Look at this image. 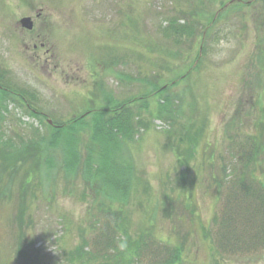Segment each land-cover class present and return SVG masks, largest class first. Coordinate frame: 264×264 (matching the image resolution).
Wrapping results in <instances>:
<instances>
[{
    "label": "rangeland",
    "instance_id": "rangeland-1",
    "mask_svg": "<svg viewBox=\"0 0 264 264\" xmlns=\"http://www.w3.org/2000/svg\"><path fill=\"white\" fill-rule=\"evenodd\" d=\"M191 11L192 36L175 45L162 35L168 16L185 23ZM0 76L39 113L0 94V264H141L116 240L105 249L100 232L116 222L106 211L117 212V240L129 250L148 234L178 249L181 264H264V0H0ZM155 87L147 109L134 105L144 126L114 157L132 182L126 194L80 165L67 175L60 145L40 141L50 123ZM90 133L78 132L80 164L98 149ZM246 134L259 149L243 167L234 141ZM18 149L28 162L49 152L51 165L38 162L25 179V168L11 171ZM243 174L250 195L234 188L228 201L244 238L234 241L217 219L224 189ZM150 255L145 247L141 262L166 264Z\"/></svg>",
    "mask_w": 264,
    "mask_h": 264
},
{
    "label": "trees",
    "instance_id": "trees-1",
    "mask_svg": "<svg viewBox=\"0 0 264 264\" xmlns=\"http://www.w3.org/2000/svg\"><path fill=\"white\" fill-rule=\"evenodd\" d=\"M196 13L197 11H191V13L189 12V15H187L188 21L190 19L196 20ZM167 19V26L163 28L162 35L164 37H170V41L173 40L175 45H179L183 37L187 38L195 33V28L190 24V21L181 23L179 21L180 18L176 15H170L167 17ZM199 53H203V47H201ZM0 84L2 85V83ZM162 89V87H155L154 89H151L153 90V92H142L139 97L124 100L123 102H120L119 104H116L114 106L108 108L91 109L84 114L73 117L66 123H50L52 124V126L50 127L52 131L47 136H45V134L42 135L40 141L43 144H46V148L48 146V149H50L49 145L53 146L57 143L60 145L61 153L63 155V166L67 175L71 174L70 171H74L80 165L84 169L85 178L89 180L96 179L97 182L100 181V183L102 182L106 186L113 187L116 191L126 194L127 191L131 188L132 182L130 181V179L128 180L127 178H125V173L122 174L119 170L116 169V162L114 161V157L115 155H120L119 152L129 143L134 141L135 137L138 135L139 130L144 126V122L140 114L141 110H135L134 105L138 103L141 109H147L149 98L157 95V93L161 92ZM164 90H166V88H164ZM17 91L18 90L10 89L9 86L5 87V85H2L0 88V94L2 95L4 100H6V98L10 95H16L20 98L23 105L29 109V112H34L35 115L39 114L31 106L30 102L27 101V97L24 92H20V94H18L19 91ZM164 99L165 100H163V103H158L157 105L159 112H163V106L167 107L166 104H168V97L164 96ZM87 119H89L90 122H88ZM90 128L91 133L89 134V138L95 144V146L98 147V149L90 145L88 150L86 151L87 156H84V161L82 162V164H80L79 155L81 154L79 153L80 150L76 145L79 137L78 132H83L85 129L89 130ZM236 139L237 140L234 142L236 143V146L238 148V158L240 159L239 163L241 164V166L245 167L246 165L248 166L253 162H256V153L259 149L257 138H255L254 135L246 134ZM63 140L64 144L62 142ZM18 151L19 149L13 154L12 163H15V166H11V171H17L20 169V167L25 168L23 169L25 172V179H28L33 174V168L38 166V162H42L43 160V164L47 163V165H51V159L49 160L50 157H48L49 152L47 155H37L36 157H33L30 162H28V155H22L21 153L18 155ZM94 155H99L98 159ZM95 158L97 159V161L96 163H93ZM27 164L29 165L26 166ZM13 175L11 176L13 177ZM244 177L245 174L238 175L234 180L230 182L229 187L226 185L227 188L226 190L224 189L223 192L225 196H222L223 206H220L221 218L217 219V221L220 222L219 230L222 233L221 235H225L227 239H232L234 241H237L243 237L236 235L235 227L232 224V219L227 214L229 210L228 201L232 199L231 189H233V193L236 195L234 188H238L240 191L244 192V195L246 196L250 195V187L248 185L244 186L245 181H247L249 177ZM259 184L262 187L264 186L261 182H259ZM261 200L264 205V190H262ZM263 210L264 206L260 211L263 212ZM106 212V217H111L115 219L116 222L114 223L115 227L110 228L108 227L107 223L108 228L105 227V233L103 234V230L100 232L101 236L104 238L102 239V241L105 242V249H107V245L108 247L113 246L115 248V242L117 241L116 251L119 249H127L126 253L130 255V260L131 258H136L141 264H153L150 260L148 262H141L144 260L142 252L145 247H147V251L149 250V252L151 253L150 258L154 256V253L157 250V253L159 255L161 254L160 256L162 258H159L161 262H166V264H181L178 249L165 247L164 244H162L164 242H157L158 240L156 239L153 244V237L151 238L148 234L141 235L136 241L133 249L131 248L129 250L124 242L121 246L120 242H118L117 240V234H119V232L125 233V231L119 225V218L116 217L117 212ZM253 223L257 225L255 220H253ZM246 227L248 228V225ZM250 238L252 239L253 237L250 236L249 239ZM251 241L255 240L253 239ZM98 244L99 242L94 245L96 249L95 251L97 253L102 251V249H98ZM107 250L102 252L107 254ZM123 255L124 252H122L119 257L122 258Z\"/></svg>",
    "mask_w": 264,
    "mask_h": 264
},
{
    "label": "water",
    "instance_id": "water-1",
    "mask_svg": "<svg viewBox=\"0 0 264 264\" xmlns=\"http://www.w3.org/2000/svg\"><path fill=\"white\" fill-rule=\"evenodd\" d=\"M20 25L27 30H31L33 28V20L29 16H25L19 20Z\"/></svg>",
    "mask_w": 264,
    "mask_h": 264
}]
</instances>
